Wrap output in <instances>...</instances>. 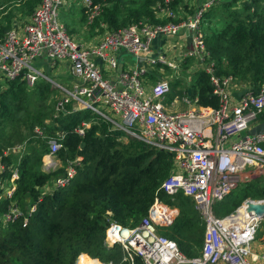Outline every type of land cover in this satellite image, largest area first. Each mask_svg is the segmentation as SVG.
Returning a JSON list of instances; mask_svg holds the SVG:
<instances>
[{
    "label": "built area",
    "instance_id": "1",
    "mask_svg": "<svg viewBox=\"0 0 264 264\" xmlns=\"http://www.w3.org/2000/svg\"><path fill=\"white\" fill-rule=\"evenodd\" d=\"M63 1L41 0L20 30L11 28L0 39V83L21 75L31 86L43 77L66 93L58 105L72 101L75 110L89 109L109 122L112 129L170 153L172 172L161 182L159 191L171 197L179 192L188 196L204 223L200 250L193 256L185 255L173 240L159 232V227L173 221L178 210L156 196L147 214L135 225L124 226L108 219L104 244L107 247L119 245L123 253L121 261L126 264H137L136 259L141 264H255L252 261L259 260V254L252 251L251 243L261 218L248 210V203H264V198L246 197L224 216L215 215L213 208L214 203L223 201L240 181H248L264 172V134H249L252 126L264 120V83L254 92L252 87L231 76L216 75L213 66L205 64L207 51L201 21L204 13L222 0H200L193 12L183 18L169 7L174 0H164V5H158V16L167 21H139L116 30L105 29L100 40L88 47L73 41L65 26L57 21V9ZM81 2L91 22L100 7L93 4V0ZM184 30L186 35L181 37ZM169 37L181 38L186 46L184 53L177 55L178 59L195 57L196 65L209 75L213 94L218 99L216 107L198 104L191 90L187 92L188 87L184 101L191 106L180 111L167 110L165 99L169 83L154 70L163 71L164 66L175 68L176 64L165 54L154 52L152 47L154 41ZM123 51L134 58L135 68L130 72L124 70L120 61ZM110 52L119 54L115 56ZM58 61L67 63L69 88L37 67L52 66ZM119 64L122 66L118 70ZM107 68L114 69L116 74L104 77L102 72ZM148 74L156 76L150 91L146 80L140 78ZM242 88L248 90L240 99L232 96ZM172 101L176 102L177 97ZM99 103L120 121L102 111ZM89 127L90 122L83 121L75 131L82 135ZM35 133L41 135L42 131L35 128ZM62 138V133L48 138L49 150L45 155L49 160L45 169L61 167L55 157ZM24 146L25 143L21 148ZM15 147L11 148L12 152ZM80 160L76 157L69 161L62 174L41 187V193L67 186L76 175ZM4 170L0 161L2 196L12 200L19 172L10 166L8 178L2 179ZM20 215V208L12 204L3 217L9 220Z\"/></svg>",
    "mask_w": 264,
    "mask_h": 264
},
{
    "label": "trees",
    "instance_id": "2",
    "mask_svg": "<svg viewBox=\"0 0 264 264\" xmlns=\"http://www.w3.org/2000/svg\"><path fill=\"white\" fill-rule=\"evenodd\" d=\"M181 1L170 2L169 7L176 11ZM40 2L11 0L4 7L0 5V13L19 5L29 16ZM93 4L99 5L100 12L88 26L91 30L98 28L99 33L139 21L168 20L158 16L155 6L164 5V0H93ZM218 7L223 25L204 32L205 63L213 66L216 75L231 76L246 86L259 88L264 83V0H222ZM82 11L81 21L87 24L83 7ZM211 12L204 13L201 23L210 22ZM12 21L9 15L0 21V39L11 29ZM189 86L198 104L218 105L209 75L202 68L195 72ZM61 93L43 77L31 86L21 75L0 83V161L5 166L2 179L8 178L10 166L19 172L12 200L4 198L0 189V264H73L80 253L87 261H121V247H107L103 242L108 219L124 226L135 225L147 214L156 196L178 210L173 221L159 227V232L173 240L185 255L197 254L204 223L192 200L180 192L171 197L159 191L161 182L172 172V155L112 129L109 122L89 109L75 110L72 101L58 105ZM83 121H89L90 127L80 135L75 129ZM35 128L42 134L35 133ZM57 133L63 136L56 155L61 167L46 171L42 157L49 150L48 138ZM123 136L127 142L120 140ZM24 143L20 153L11 151L16 144ZM76 157L81 160L70 183L42 194L41 187L62 174L64 166ZM246 197L264 198V187L247 183L231 191L223 203L233 210ZM12 204L20 208L22 215L6 220L3 215ZM78 258L84 259L80 255ZM136 263L141 264L139 259Z\"/></svg>",
    "mask_w": 264,
    "mask_h": 264
},
{
    "label": "rangeland",
    "instance_id": "3",
    "mask_svg": "<svg viewBox=\"0 0 264 264\" xmlns=\"http://www.w3.org/2000/svg\"><path fill=\"white\" fill-rule=\"evenodd\" d=\"M191 1L196 2V0H191ZM10 3H11V0H0V5H3V7L6 6L7 4H10ZM70 3L73 4L72 7L76 8V10L81 9V6H82L81 0H75V1L64 0L63 3H61V5L57 9V17H56L57 21L59 23H62L65 26L66 33L77 44H83L84 46H87V47L92 46L93 43L97 42L96 38L99 37V35L97 36V34H101V33H99L98 30H96L98 28H96L95 30H91L90 28L87 27L88 25H90L92 23L89 20V16H88L87 12H85L87 24L83 23L81 21V19H80V21L75 20L74 16H76L77 11L73 10V9L71 10L68 8V7H70ZM184 5H186V7H188L187 4H185V1L182 0L179 3V6L183 7ZM218 5H219L218 3L214 4L208 10V11H212L211 17H210V18H212V21L208 22V24H205L204 21L201 23L202 24L201 27H202V29H204V32L205 31L207 32V30L209 31L210 29H219L223 25V21H222V15L223 14H222V11L219 9ZM155 6L158 9V5H155ZM216 7H218V8H216ZM1 8H2V6H0V10H1ZM186 9H188V8H186ZM191 9H192V7L189 9V11ZM31 14L32 13H30L29 16ZM176 14L179 15V12L176 11ZM5 15H9L10 18L13 21H16L17 23H19V25L21 27L24 25V23H26L29 20V18H28L29 16H27L25 14L24 9L19 5H13L9 8V10L3 11L2 13H0V21H2V19ZM208 26H210L212 28L208 29ZM95 32H98V33H95ZM102 35L103 34H101L98 39H100L102 37ZM164 41L166 42L164 45V52L166 53V57L168 60L173 61L176 64V67L172 68L170 66H164L163 71L158 69V68L156 70H154V68H153L152 71L154 70V72L157 73L158 76H161L163 79H166L169 83L170 88L167 92L166 99H165V105H166L167 110L168 111L185 110L191 106L184 101V98L187 97V94L185 91L188 87H190V86H188V84L190 85V82L193 81V78L195 76V72L200 70L202 67L200 65L199 66L196 65V58L195 57L185 58V57L181 56L179 59L177 58L178 54H180V53L183 54L184 51L186 50V46H184L183 40L181 38L169 37V38H165ZM110 54L117 56L119 53L114 54V53L110 52ZM120 57L122 58V60L120 59ZM120 57H119V59L121 60V62H123L125 71L130 72L132 69L135 68L134 58H132L126 52H124V51L121 52ZM64 63L65 62H63V61H58L52 66L47 65V66H37V67L42 72L54 77L55 79L59 80V82L63 83V85L67 86V88H69L70 87V81L67 82V80H66V78L69 79L67 76V75H69V70L67 67L65 68L62 66ZM105 65L107 66V62H105ZM102 74L104 77H109L110 75H115L116 71L114 69L107 68V70L105 69L102 72ZM149 75L150 74L143 75L140 77L141 80H143V81L146 80V86H147L148 91L151 90V88H152V86L156 80L155 75H152V76H149ZM1 83H3V82H1ZM57 88H59V87H57ZM59 89L62 91L61 98H63L66 93L61 88H59ZM175 97H177L176 102L172 101L173 99H175ZM97 105L102 111H104L108 115L116 118V120L118 122L120 121L119 117L112 114L111 112H109L104 107V105H102L101 103H99ZM120 140L123 142L128 141L127 138L124 136H123V138H120ZM14 149H15V151H14L15 154L20 153L21 152V150H20L21 145L16 144V147ZM19 156H21V154H19ZM55 159L59 160L60 165H61V160L57 156L55 157ZM247 169H249V167ZM50 170L53 171V169H48V170L46 169V171H50ZM251 182L255 183L256 185H259L260 187H264V172L257 173L254 176V178H252L248 181H240L237 184V186L234 189H232L231 191H234V190L246 185L247 183H251ZM227 197L223 201H226ZM223 201L215 202L213 205L214 214L217 216H224V215H226L232 211V209L230 210V208L227 206L228 204L223 203ZM219 207L223 208L222 212L219 211ZM251 247H252V251L259 254V260H253L252 262L255 264H264V216L261 218V220L259 222L256 237H255L254 241L251 243ZM79 255L83 256L84 259L86 258L84 253H80ZM78 256L76 257L73 264H76V262L78 260L77 259ZM101 263L102 264H122V261L107 262V263L101 261ZM83 264H89V262L87 260H85Z\"/></svg>",
    "mask_w": 264,
    "mask_h": 264
},
{
    "label": "crops",
    "instance_id": "4",
    "mask_svg": "<svg viewBox=\"0 0 264 264\" xmlns=\"http://www.w3.org/2000/svg\"><path fill=\"white\" fill-rule=\"evenodd\" d=\"M72 1H75V0H72ZM200 0H196V2L195 1H191V0H188V1H185V4H187V6L188 7H186V8H188V9H186V8H184V7H181V6H178L177 7V12H179V17L180 18H183V17H186V16H189L192 12H193V10L195 9V7H196V5L198 4V2H199ZM72 3H70V7H68L69 9H73V10H76V8H74V7H72ZM192 7V9L189 11V9ZM77 11V13H76V16H74L75 17V20H79L80 21V19H81V17H82V13H83V11H82V6H81V9H79V10H76ZM210 21H212V18H210ZM87 26V25H86ZM88 28H89V26H87ZM101 27H103V26H101ZM11 28H16V29H21V26L19 25V23H17L16 21H13V23H12V27ZM202 28V27H201ZM203 31H204V29H202ZM104 33V32H103ZM103 33H101V34H103ZM101 34H97V36L99 35V37H100V35ZM183 35H186V31L184 30L183 31V33L181 34V37L183 36ZM98 37V38H99ZM98 38H96L97 39V41H99L100 39H98ZM95 39V40H96ZM94 40V41H95ZM165 38H162V39H159L158 41L156 40V41H154L153 42V51L154 52H161V53H163V54H165L166 55V53L164 52V45H165ZM121 60H122V58H121ZM120 60V61H121ZM124 60V59H123ZM63 67H67L68 68V66H67V63H64L63 65H62ZM123 67H124V65H123ZM67 76H69V75H67ZM65 77V76H64ZM63 86H65V85H63ZM65 87H67V86H65ZM49 160V158L46 156V155H43V157H42V162H43V169H45L44 168V166L46 165V163H47V161ZM46 170V169H45ZM78 259V258H77ZM84 261H85V259H83Z\"/></svg>",
    "mask_w": 264,
    "mask_h": 264
},
{
    "label": "water",
    "instance_id": "5",
    "mask_svg": "<svg viewBox=\"0 0 264 264\" xmlns=\"http://www.w3.org/2000/svg\"><path fill=\"white\" fill-rule=\"evenodd\" d=\"M188 41L190 40L189 38L187 39ZM141 58H137V61H140ZM121 64L118 66V70L121 69ZM51 80V79H50ZM54 82L53 80H51ZM190 88L187 89V92H190ZM247 88H242L239 91H234L232 93V96L235 97L236 99H240V97L247 92ZM252 91L258 92V90L255 87H252ZM249 134L251 135H257V134H264V120L261 121L260 123L252 126L249 130ZM248 210L254 211V213L259 217L262 218L264 216V203H248Z\"/></svg>",
    "mask_w": 264,
    "mask_h": 264
},
{
    "label": "bare ground",
    "instance_id": "6",
    "mask_svg": "<svg viewBox=\"0 0 264 264\" xmlns=\"http://www.w3.org/2000/svg\"><path fill=\"white\" fill-rule=\"evenodd\" d=\"M88 262H89V264H102V263H101L99 260H97V259H92L91 261H88ZM83 263H84L83 259L78 258L76 264H83Z\"/></svg>",
    "mask_w": 264,
    "mask_h": 264
}]
</instances>
